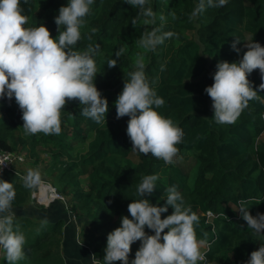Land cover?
Here are the masks:
<instances>
[{
	"label": "trees",
	"instance_id": "16d2710c",
	"mask_svg": "<svg viewBox=\"0 0 264 264\" xmlns=\"http://www.w3.org/2000/svg\"><path fill=\"white\" fill-rule=\"evenodd\" d=\"M67 2L20 0L29 21L26 26L43 24L53 38H58L54 17ZM198 3L199 0H149L157 14V25L159 15H165L163 31L175 35L155 52H144L137 45L144 26L131 24L138 9L126 0H94L75 49L99 44L94 84L109 103L106 124L82 116V106L70 101L61 111L59 135L29 136L23 131L22 112L14 97L11 101L0 98V148L22 152L27 158L46 152L63 165L57 176L59 191L66 196L69 211L80 220L81 236L87 239L97 259H103L107 234L120 225V217L131 218L127 205L141 198L136 189L145 175L158 176L156 188L144 197L151 204L164 205L167 188L175 185L185 206L198 215L196 237L208 245L203 250L206 262L198 264H244L250 253L264 244V237L253 235L240 212L235 211L239 201L246 200L250 214L264 213V90L258 87L261 74L256 69L247 75L260 99L249 101L234 124L214 121L211 98L204 92L213 83L218 61L238 62L250 39L264 46V0H228L225 6L193 15ZM170 13L175 14V19ZM236 37L240 39L239 53L230 47ZM120 48L125 51L116 58L115 52ZM137 54L145 56L146 78L165 101L156 110L184 133L182 143L176 145L179 155L172 164L133 151L126 133L129 117H116L114 101L124 80L129 78L128 73L135 70ZM109 59H117V65L108 68ZM77 145H84L85 149L73 156ZM62 156L68 160H59ZM187 159L192 160L195 169L192 183L181 165ZM79 168L86 173L85 188L78 180ZM13 186V205L28 201L29 189L20 183ZM257 200L261 202L255 204ZM172 211L168 206L161 218ZM206 211L213 216L207 219ZM42 221L16 216L15 223L26 236L24 258L16 264H64L60 252L62 220L46 224ZM145 231L153 234L147 228ZM139 245V241L131 244L129 264ZM0 264H7L3 255Z\"/></svg>",
	"mask_w": 264,
	"mask_h": 264
},
{
	"label": "clouds",
	"instance_id": "9594fccd",
	"mask_svg": "<svg viewBox=\"0 0 264 264\" xmlns=\"http://www.w3.org/2000/svg\"><path fill=\"white\" fill-rule=\"evenodd\" d=\"M228 0H199L193 15L207 8L225 6ZM138 9L131 24L143 25L137 45L144 52H155L157 47L175 34L163 31L167 23L165 15L157 14L149 0H126ZM94 0H68L58 9L54 17L58 38H53L43 24L28 25V17L23 13L20 0H0V98L11 101L14 97L22 112L25 135L43 133L59 135L61 111L66 103L78 101L81 115L97 124H106L105 115L109 108L108 100L103 97L94 84L98 73L95 57L100 54L99 44H89L84 50H76L81 40L80 29L91 12ZM173 19L175 14L170 13ZM63 28V30H61ZM90 39V37H89ZM236 37L230 47L239 53ZM242 58L237 62L218 61L212 74L213 83L204 88L211 98L213 116L217 124H234L249 101L258 100V90L247 78L253 70L259 69L264 90V46L253 39L245 42ZM125 49L115 52L119 58ZM108 68L117 65V59L107 61ZM134 71L128 73L122 91L114 101L116 117H129L126 133L132 143V150L144 155L151 154L165 164L174 163L179 155L176 145L183 141V130L170 118L161 115L156 109L165 104L157 95L145 75V56L137 54ZM4 162L0 161V165ZM157 175H145L136 189L140 199L131 200L127 205L128 216L120 217V225L107 234L102 264H129L131 244L139 241L131 264H198L206 262L205 240H198L195 225L199 224L198 215L185 206L181 193L175 185L166 190L164 205H154L144 198L156 188ZM25 188H34L41 183L38 170L29 169L21 177ZM16 197L11 182L0 179V253L7 264H16L24 258L26 236L15 223L16 214L13 201ZM257 200L255 204L260 203ZM249 201L240 200L239 211L247 228L252 234L264 237V213L255 216L248 210ZM171 206V214L161 218ZM47 220L42 221L46 224ZM145 228L152 231L149 234ZM167 229V231H165ZM161 239L163 242H161ZM82 241L80 242V246ZM96 264H101L97 260ZM244 264H264V244L250 253Z\"/></svg>",
	"mask_w": 264,
	"mask_h": 264
},
{
	"label": "crops",
	"instance_id": "0c3cea01",
	"mask_svg": "<svg viewBox=\"0 0 264 264\" xmlns=\"http://www.w3.org/2000/svg\"><path fill=\"white\" fill-rule=\"evenodd\" d=\"M22 166H16V172H3L0 173V179L7 180L14 183L23 185L21 177L25 175ZM24 186V185H23ZM29 189V188H28ZM30 198L28 201L20 204L13 205L16 216H25L34 220H47L48 223L62 220V241L60 252L64 259V264H96L97 259L93 256L92 250L88 245V241L80 233V220L77 219L68 209V204L65 202L55 200L47 206L37 204L31 198L33 188L29 189ZM82 245L80 246V242ZM3 254L0 253V258ZM113 264H115L113 262Z\"/></svg>",
	"mask_w": 264,
	"mask_h": 264
},
{
	"label": "rangeland",
	"instance_id": "374dc122",
	"mask_svg": "<svg viewBox=\"0 0 264 264\" xmlns=\"http://www.w3.org/2000/svg\"><path fill=\"white\" fill-rule=\"evenodd\" d=\"M248 38H249V36L247 35V39ZM84 149H85L84 145L83 146L77 145L74 148L72 155L74 156L77 152H83ZM24 156H25V160L20 165L22 166L21 167L22 170L25 171V174L29 169L38 170L40 175H41V181L48 182V183L52 184L53 186H56V189L59 191V186L61 183L59 185L57 184L58 183L57 176L61 172V170H62L61 167L63 165H61V163H59V161L57 162L51 156V154L46 153V152H41L37 157L27 158L25 154H24ZM59 160L66 162L68 160V158H67V156H62V158H60ZM181 165L184 166L186 171L190 174L189 181H190V183H192L193 178H194V174H195V169H194L192 160L187 159ZM78 170L80 172L79 176H78V178H79L78 180L80 181L81 185L85 188L87 186L86 173H84L82 171V169H80V168ZM64 197H65V199H67L66 196H64ZM203 250L204 249H202V251Z\"/></svg>",
	"mask_w": 264,
	"mask_h": 264
},
{
	"label": "built area",
	"instance_id": "2783aa9c",
	"mask_svg": "<svg viewBox=\"0 0 264 264\" xmlns=\"http://www.w3.org/2000/svg\"><path fill=\"white\" fill-rule=\"evenodd\" d=\"M263 119H264V114H263ZM24 160H25V156L22 152L8 151L0 148V161L4 162L2 165H0V173L15 171L16 166L22 164ZM41 183L45 184V186L47 187L46 196L45 195L43 196L41 194L42 193V191L40 190ZM41 183L36 187H34L31 193L32 200H34L37 204L42 206H47L55 200H59L62 202L66 201L65 197L56 189L55 186L44 181H41ZM204 215L207 219L213 216L211 211H206Z\"/></svg>",
	"mask_w": 264,
	"mask_h": 264
},
{
	"label": "bare ground",
	"instance_id": "6f19581e",
	"mask_svg": "<svg viewBox=\"0 0 264 264\" xmlns=\"http://www.w3.org/2000/svg\"><path fill=\"white\" fill-rule=\"evenodd\" d=\"M40 190L42 191V195L44 196H46V194H47V187L45 186V184H43V183H41V187H40Z\"/></svg>",
	"mask_w": 264,
	"mask_h": 264
}]
</instances>
